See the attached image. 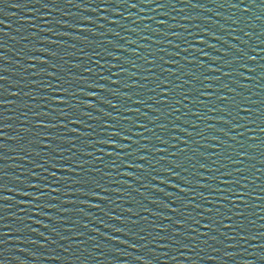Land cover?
Masks as SVG:
<instances>
[{"label": "water", "instance_id": "1", "mask_svg": "<svg viewBox=\"0 0 264 264\" xmlns=\"http://www.w3.org/2000/svg\"><path fill=\"white\" fill-rule=\"evenodd\" d=\"M0 264H264V0H0Z\"/></svg>", "mask_w": 264, "mask_h": 264}]
</instances>
